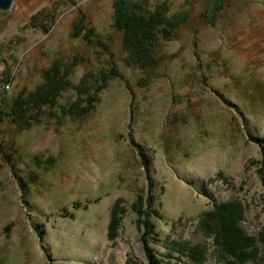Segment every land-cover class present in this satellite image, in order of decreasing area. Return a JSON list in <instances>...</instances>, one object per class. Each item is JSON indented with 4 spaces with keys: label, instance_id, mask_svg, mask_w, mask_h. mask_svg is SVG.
<instances>
[{
    "label": "rangeland",
    "instance_id": "374dc122",
    "mask_svg": "<svg viewBox=\"0 0 264 264\" xmlns=\"http://www.w3.org/2000/svg\"><path fill=\"white\" fill-rule=\"evenodd\" d=\"M133 1L188 13L147 70L127 65L116 0L0 11V264H188L183 243L204 246L203 264H264V0ZM75 59L56 105L14 123V98ZM113 65L120 76L73 117L82 79ZM150 197L148 249L132 205ZM231 203L248 247L236 258L200 227Z\"/></svg>",
    "mask_w": 264,
    "mask_h": 264
},
{
    "label": "trees",
    "instance_id": "16d2710c",
    "mask_svg": "<svg viewBox=\"0 0 264 264\" xmlns=\"http://www.w3.org/2000/svg\"><path fill=\"white\" fill-rule=\"evenodd\" d=\"M115 11L114 27L124 33L123 44L127 53V65L143 70L157 64V47L161 41L172 39L176 30L186 22L188 17L187 12L171 14L170 6L165 2L148 9L142 2L116 0ZM79 24L77 25L82 28L83 24L81 22ZM90 32V35L95 36L93 30ZM87 41L97 42V46L110 51L109 45L101 40L96 41L88 36ZM76 65V59L70 65L59 62L52 66L46 74L42 85L33 91L21 92L16 96L9 112L14 123L20 128H28L37 123L40 114L42 115L41 109L44 106L56 105L62 92L69 87L68 72L72 71ZM119 76L120 72L114 65L110 71H103L99 76L92 74L85 76L75 89L78 100L72 103L70 114L73 117L87 115L93 109L98 101L99 93L107 87L110 79ZM84 103L86 106L81 107ZM261 142L264 143L262 140ZM152 201L150 197L146 201L147 204L137 200L132 205L133 211L137 214L139 226L144 232L142 241L148 249L149 239L156 234L155 224L151 218V214L155 215ZM216 208V212L207 214L205 219H202L200 227L208 235L214 236V243L223 255L236 258L238 251L239 254L248 252V247L243 242L246 236H243L239 222L244 213L241 205L238 203L216 204ZM115 212L117 213V210ZM248 241L247 244H249ZM177 246V250L186 255L189 260L188 264H203L205 261L206 252L203 245L183 243ZM149 257H151V253ZM234 261L230 260L228 263L234 264ZM175 264H181V261L178 260Z\"/></svg>",
    "mask_w": 264,
    "mask_h": 264
},
{
    "label": "water",
    "instance_id": "95a60500",
    "mask_svg": "<svg viewBox=\"0 0 264 264\" xmlns=\"http://www.w3.org/2000/svg\"><path fill=\"white\" fill-rule=\"evenodd\" d=\"M14 0H0V11H8Z\"/></svg>",
    "mask_w": 264,
    "mask_h": 264
}]
</instances>
